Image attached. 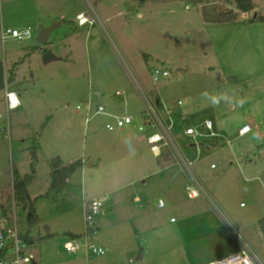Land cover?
I'll use <instances>...</instances> for the list:
<instances>
[{
  "label": "rangeland",
  "instance_id": "rangeland-1",
  "mask_svg": "<svg viewBox=\"0 0 264 264\" xmlns=\"http://www.w3.org/2000/svg\"><path fill=\"white\" fill-rule=\"evenodd\" d=\"M96 2L103 20L121 12L106 23L108 32L77 26V13ZM210 2L235 9L229 0ZM253 3L256 13L237 24L213 26L203 22L201 6L185 1L141 6L138 0H0V61L5 78L14 74L16 84L7 88L18 89L23 103L8 110L5 91L0 94V218L2 206L14 201L15 180L33 175L29 184L41 220L40 233L33 232V251L41 264H188L189 259L207 264L228 253L225 237L233 238L232 229L264 258L259 224L264 218V23L250 22L255 15L264 17V0ZM56 24L48 43L39 44L40 25ZM2 28H31L33 37L3 42ZM47 52L54 61L44 63ZM156 66L170 76L154 85L150 69ZM134 80L157 92L174 112H184L190 125L198 128L208 120L223 135L224 141L210 149L205 145L218 139H204L198 153L191 138L175 131L179 150L193 164L208 198L189 199L188 174L177 164L165 170L163 156L151 153L137 127L144 103ZM89 93L92 113L102 105L118 117L131 115L134 125L108 131L110 118L97 115L86 126L77 107L85 109ZM246 124L252 132L239 136ZM122 131L144 141L138 157L121 154L127 146L118 136ZM82 145L88 161L84 173L77 172L60 193L51 192L49 158ZM93 162L100 166L89 167ZM149 163L155 173L145 180L142 173L127 171ZM177 170L178 198L173 200L164 189ZM141 191L152 197L142 207L134 199ZM107 193L113 203L109 200L107 214L96 218L100 229L93 236L107 254L86 260L84 251L67 253L65 244L73 239L69 232L82 233L85 227L83 201ZM15 208L20 231H27V210Z\"/></svg>",
  "mask_w": 264,
  "mask_h": 264
},
{
  "label": "built area",
  "instance_id": "built-area-1",
  "mask_svg": "<svg viewBox=\"0 0 264 264\" xmlns=\"http://www.w3.org/2000/svg\"><path fill=\"white\" fill-rule=\"evenodd\" d=\"M92 14L86 12L77 15L76 20L79 27L90 26L97 24V17L93 11ZM32 29L15 30L10 28H2L1 39L3 42L9 39L25 41L32 39ZM151 80L154 85H157L162 79L168 78L170 72L163 67L156 66L150 69ZM140 91L144 102V110L141 114L142 123L137 125L138 131L145 137V141L150 148L154 157H162L166 151H170L176 157V164L182 168L189 177L190 184L187 185L186 191L189 199H197L199 197L208 198L209 194L203 188L200 181L194 175L192 163L187 161L185 156L179 150L175 139V131L180 129L184 135L191 138L193 146L199 148L204 139H219L222 138L219 133L214 132L213 123L204 121L200 127H195L189 124L186 115H176L173 109L164 102L161 96L144 90L140 84L135 83ZM6 85L5 98L8 110H16L20 107V101L14 91H10ZM155 91H158L157 89ZM116 96H121L119 92ZM178 106L183 105L182 101L177 102ZM80 109V107H78ZM91 111L90 107L86 109L87 114ZM107 112L103 106H98L94 115H106ZM114 123L106 125L108 131H114L117 128H123L129 125H134V119L130 116L118 117L113 116ZM249 125L243 126L238 134L245 136L251 131ZM208 131V132H205ZM212 169L215 165H212ZM139 206H143V202L137 200ZM108 198L95 199L87 202L84 207L85 223L90 228H94L96 218L104 212ZM12 214L7 217L2 214L0 218V264H41L40 259L34 253V243L24 239L26 231L21 232L18 226L16 217L15 203L13 204ZM158 207L163 208L164 202L160 199ZM232 242L235 244L236 250L225 257L218 258L208 264H264V258L260 256L249 244L246 238L237 230L232 229ZM94 232H88L84 236L71 239L65 244V250L69 254H78L85 252L87 258L102 257L107 254L106 249L96 244L93 240Z\"/></svg>",
  "mask_w": 264,
  "mask_h": 264
},
{
  "label": "crops",
  "instance_id": "crops-1",
  "mask_svg": "<svg viewBox=\"0 0 264 264\" xmlns=\"http://www.w3.org/2000/svg\"><path fill=\"white\" fill-rule=\"evenodd\" d=\"M149 2H147V3H145V4H140L141 6H145V5H147ZM96 4V6L95 5H93V6H89L88 7V9L86 10V11H80V12H78L77 13V15L78 14H80V13H84V12H86L87 14H92L91 13V11H93L94 12V14L96 15V17H97V19H98V21H97V24L95 25V26H93V27H89L88 28V31L90 30V28H96V27H99V28H101L102 30H104V31H106L105 29H106V23H108L109 22V20H111V18H113V17H115V16H117V15H121V12L120 11H116V12H113V13H109L108 14V17H105L104 18V20L101 18V16L99 15V13H98V11H97V7H98V5H100L99 3H95ZM255 5V4H254ZM258 10V8H257V6L255 5V10L253 11V12H251V13H247V14H252V13H256V11ZM247 14H242V13H240V17H246L247 16ZM256 16V15H255ZM77 17V16H76ZM138 17L139 18H142L143 17V14L141 13V12H139L138 13ZM250 22H252V21H250ZM254 23V22H253ZM237 24V23H236ZM78 26V25H77ZM213 26H215V25H213ZM45 27H49V26H45ZM79 27V26H78ZM80 28V27H79ZM221 31V30H220ZM219 31V32H220ZM106 32H108V31H106ZM51 37V36H50ZM50 40V39H49ZM52 61H54V60H52ZM51 62V61H50ZM135 83H138V84H140L137 80H134V84ZM13 84H16V82H14ZM141 85V84H140ZM89 87V90H90V88H91V86L89 85L88 86ZM141 87H142V85H141ZM135 88H136V91H137V93L140 95V97H141V94L139 93L140 91H139V89L137 88V86H136V84H135ZM143 88V87H142ZM144 89V88H143ZM15 92H16V94H17V96H18V98H19V101H20V104H21V106L23 105V103H22V94L19 92V90L18 89H13ZM145 90V89H144ZM149 91V90H148ZM97 94V96H99L100 95V93H96ZM89 98H88V103L85 105L86 107H85V109L83 110V107L82 106H78V107H80V109H78V107H77V110L78 111H83L84 112V121H85V125L87 126V125H89V123H90V121L96 116V115H94V113L95 112H93L92 113V106H91V100H92V94L91 93H89ZM120 97V96H119ZM142 98V97H141ZM162 98V97H161ZM143 100V99H142ZM178 101H180V100H178ZM126 102V101H125ZM144 103V102H143ZM100 106H102V105H100ZM167 106H168V104H167ZM88 107H90V109H91V111L89 112V114H87L88 112H86V109L88 108ZM172 108V107H171ZM142 112L143 111H141V112H139V116L141 117V114H142ZM174 112V111H173ZM174 113H176V112H174ZM176 114H178V115H185V113L184 112H181V113H176ZM126 116H130V117H132L131 115H128V114H125ZM106 116L108 117V118H110V120H111V122L109 121L107 124H110V123H114V121H115V119H114V117L113 116H117V115H114L112 112L111 113H107L106 114ZM134 119V118H133ZM106 124V125H107ZM246 125H248V124H246ZM245 125V126H246ZM250 126V125H249ZM251 127V126H250ZM105 128H106V126H105ZM252 128V127H251ZM252 132V130L249 132V133H251ZM123 133H125V132H123L122 131V133H120V135H118L119 137H121L122 138V141L124 142V144H125V142L127 143L128 141L131 143V146H132V149H133V153H130L129 152V149H127L128 147L126 146V145H124V147H122L121 148V154H123V156L125 157V156H131V155H136L137 157H138V155H139V153H140V150H141V148L143 147V144H144V141H142V140H140L139 138H140V136L139 135H135V136H133V139H131L130 137H127V136H125V135H123ZM248 133V134H249ZM247 135V134H246ZM222 136V138H220V139H218V140H214V139H212V140H214V141H211V143L209 144V145H205V146H207L208 147V149H210V148H213V147H215V146H217L219 143H220V140H222V141H224V137H223V135H221ZM211 139V138H210ZM84 144V143H83ZM113 145V144H112ZM203 146H204V144H203ZM77 148V147H76ZM73 150H75V151H73ZM198 151V153H199V151H200V148H198L197 149ZM93 151V150H92ZM86 155H87V151L84 149V145H82L81 146V148H77V149H75L74 147L73 148H71V149H69V150H67L65 153H57L56 154V156H52V157H50L49 159H54V158H57V157H59L61 160H62V162L64 163V164H69V163H72V162H74V161H76V160H79V159H82L83 161H84V166H83V168L82 169H80L79 171H77V172H82V174L84 173V169H85V167L87 166V163H88V161L87 160H85V158H86ZM198 157H199V154H198ZM126 158V157H125ZM163 159L161 160V161H163V163H162V165L163 166H165V170H170V169H172L173 168V166H175L176 165V162H172L171 161V158H170V156L168 155V154H166L165 153V155H163V157H162ZM248 158V157H247ZM50 160V161H51ZM248 160V163L249 164H252L253 163V160H251L250 158H248V159H246V161ZM194 162H196V159H194L193 160ZM245 161V162H246ZM139 162V161H138ZM138 164H141V163H138ZM175 164V165H174ZM239 164H242L240 161H239ZM212 165H215V164H211L210 165V168L212 167ZM232 165V164H231ZM243 165V164H242ZM100 166V164H96L95 162H93V163H91L90 165H89V167H99ZM139 167H141V169H138V168H136V167H134L133 169H131V168H129V169H127V171H129V172H134V173H137V174H139V173H142L141 175H145V176H143L142 178H141V180H145L147 177H148V175L150 176V175H153L155 172H152V173H150V171H151V169H154L155 168V166L152 164V163H149L146 167L145 166H139ZM216 168V167H215ZM248 170H250V166L248 165L247 167H246ZM182 171H184L182 168H180ZM212 169V168H211ZM76 172V173H77ZM150 173V174H144V173ZM185 172V171H184ZM75 173V174H76ZM178 173H179V171L177 170L173 175H172V177H171V179H170V181H169V183L165 186V189L164 190H166L167 192H169V195H170V197L173 199V200H175V199H177L178 198V196H177V194H178V190H176V189H178V187L177 186H174L173 187V181H175L176 180V177L178 176ZM75 174L72 176V177H74L75 176ZM49 175H50V172H49ZM72 177L70 178V180L68 181V184H70V182H71V180H72ZM171 183H172V185H171ZM144 186L146 185V183H145V181H144V184H143ZM31 186H32V183L31 184H29L28 186H27V190H28V192H29V195H30V198L33 200V198H34V196L32 195V193H31ZM67 187V186H66ZM125 188V187H124ZM121 190H123V187H122V189ZM141 193L142 194H135V200L137 201V200H140L141 202H145V203H147L148 204V202H149V200L152 198L150 195H146L145 194V192H143V191H141ZM103 198H108V202H109V200L112 202V198H111V194H109V193H107V194H100L99 196H97V197H95V198H93L92 200H95V199H103ZM150 198V199H149ZM160 199H162V198H159V200ZM91 200V201H92ZM158 200V201H159ZM35 201V200H34ZM87 202H90V201H88V200H84L83 201V204H82V206H83V210H84V207H85V204L87 203ZM113 203V202H112ZM107 205V204H106ZM242 206V205H241ZM221 214H222V212L220 211V210H218ZM36 213H37V211H36ZM107 214V212L105 211V209H104V212H103V214L101 215V217H103V216H105ZM37 216H38V219H39V223H38V225L36 226V228L35 229H32V231H31V234H30V238H32L33 240L35 239V236L33 235V232H34V230H36L37 231V233H36V235L38 234V233H40V231H41V227H39L40 226V224H41V220H40V218H39V215L37 214ZM148 215H144L143 217H144V219H145V223H147L148 222V217H147ZM100 217V216H99ZM142 219V218H141ZM140 219V220H141ZM173 220V219H172ZM171 220V221H172ZM85 223V222H84ZM173 223V222H172ZM98 221L95 223V226H94V228H90L89 226H87V224L85 223V227H84V229H83V232L81 233V232H77V230H75L74 229V231H70L69 233H70V235H72L71 237H73V238H76V237H80V236H84V235H86L88 232H94L95 234L97 233V230H99L100 228H99V226H98ZM144 234H149L148 232H145L144 231V233H143V235ZM94 236V235H93ZM227 237H225V240H226V246H227V248H228V253L226 254V255H224V256H221V257H225V256H227V255H229L231 252H233V250H232V248H231V246H229L228 244H227ZM230 240H232V239H230ZM86 257V256H85ZM221 257H219V258H221ZM86 260H91V258H85ZM218 259V258H217ZM214 260H216V259H214ZM211 261H209V262H207V264L208 263H210ZM188 264H199L198 262H196V260L194 259V260H191V259H189V263Z\"/></svg>",
  "mask_w": 264,
  "mask_h": 264
},
{
  "label": "trees",
  "instance_id": "trees-1",
  "mask_svg": "<svg viewBox=\"0 0 264 264\" xmlns=\"http://www.w3.org/2000/svg\"><path fill=\"white\" fill-rule=\"evenodd\" d=\"M157 0H138L140 4H145L147 2H152ZM172 1V0H165ZM173 1H185L189 4L195 6H201L202 20L205 24L211 25H228L236 24L239 22L240 13L247 14L255 10V5L253 0H229L235 5V9L224 10L217 4H211L210 0H173ZM252 22L264 23V17L254 16L251 20ZM14 82V74L12 73L10 77L5 78L4 65L0 61V94L5 91L6 85L12 84ZM84 166V161L82 159L76 160L69 164H64L62 160L57 157L49 162L50 168V191L58 194L63 191L70 178ZM34 171V170H33ZM34 174V173H33ZM33 175H28L24 178H18L14 182V197L13 200H9L6 206H2V214L9 217L12 214L13 203L19 204L24 209L27 210V231L24 235V239L33 243V239L30 238L31 231L39 223V219L35 209V201L30 198L27 186L32 181ZM260 228L264 235V218L259 221ZM227 244L231 246L232 250L235 251V244L227 239Z\"/></svg>",
  "mask_w": 264,
  "mask_h": 264
},
{
  "label": "water",
  "instance_id": "water-1",
  "mask_svg": "<svg viewBox=\"0 0 264 264\" xmlns=\"http://www.w3.org/2000/svg\"><path fill=\"white\" fill-rule=\"evenodd\" d=\"M56 27H57V24L49 26V27H44V26L40 25L36 41L39 44L48 43L50 36H51L52 32L56 29ZM52 60H55V58L51 55L50 52H47L45 57H44V63H48ZM127 147L129 149V152L133 153V149H132L131 143L129 141L127 142ZM137 264H143V263L141 261H139Z\"/></svg>",
  "mask_w": 264,
  "mask_h": 264
}]
</instances>
